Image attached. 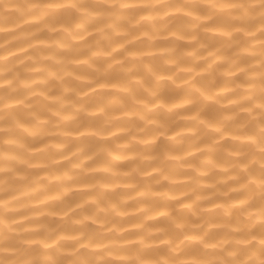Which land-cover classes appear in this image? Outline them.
Masks as SVG:
<instances>
[{"label": "clouds", "instance_id": "9594fccd", "mask_svg": "<svg viewBox=\"0 0 264 264\" xmlns=\"http://www.w3.org/2000/svg\"><path fill=\"white\" fill-rule=\"evenodd\" d=\"M0 264H264V0H0Z\"/></svg>", "mask_w": 264, "mask_h": 264}]
</instances>
